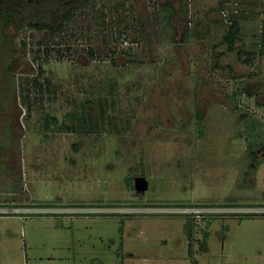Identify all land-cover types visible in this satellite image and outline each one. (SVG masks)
Returning <instances> with one entry per match:
<instances>
[{
    "label": "rangeland",
    "instance_id": "1",
    "mask_svg": "<svg viewBox=\"0 0 264 264\" xmlns=\"http://www.w3.org/2000/svg\"><path fill=\"white\" fill-rule=\"evenodd\" d=\"M262 45L264 0L0 15V264H264Z\"/></svg>",
    "mask_w": 264,
    "mask_h": 264
},
{
    "label": "trees",
    "instance_id": "2",
    "mask_svg": "<svg viewBox=\"0 0 264 264\" xmlns=\"http://www.w3.org/2000/svg\"><path fill=\"white\" fill-rule=\"evenodd\" d=\"M90 1L92 0H0V15L6 17L18 15L21 24L55 35L70 21L79 7ZM239 32L240 25L238 21L233 20L223 39L228 52L236 51ZM259 53L264 54V45L261 46ZM32 81L36 85V79ZM245 91L251 94L248 87ZM259 152L264 155V145Z\"/></svg>",
    "mask_w": 264,
    "mask_h": 264
},
{
    "label": "water",
    "instance_id": "3",
    "mask_svg": "<svg viewBox=\"0 0 264 264\" xmlns=\"http://www.w3.org/2000/svg\"><path fill=\"white\" fill-rule=\"evenodd\" d=\"M148 180L142 176L138 175L134 177V189L136 192H144L148 189Z\"/></svg>",
    "mask_w": 264,
    "mask_h": 264
},
{
    "label": "built area",
    "instance_id": "4",
    "mask_svg": "<svg viewBox=\"0 0 264 264\" xmlns=\"http://www.w3.org/2000/svg\"><path fill=\"white\" fill-rule=\"evenodd\" d=\"M19 210V209H18ZM18 210H16V211H18ZM176 210H178V209H168V210H166V209H162V208H145V207H143V208H140V207H135V209H133V211H131V212H162V211H176ZM187 210V209H186ZM9 212V211H11V210H6V209H0V212ZM13 211V210H12ZM128 212V211H127ZM130 212V211H129Z\"/></svg>",
    "mask_w": 264,
    "mask_h": 264
}]
</instances>
